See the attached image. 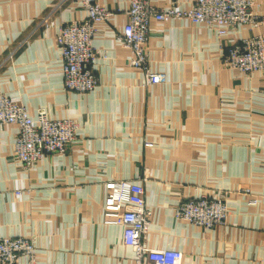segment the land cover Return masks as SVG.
Returning a JSON list of instances; mask_svg holds the SVG:
<instances>
[{
    "label": "crops",
    "instance_id": "obj_1",
    "mask_svg": "<svg viewBox=\"0 0 264 264\" xmlns=\"http://www.w3.org/2000/svg\"><path fill=\"white\" fill-rule=\"evenodd\" d=\"M130 2L102 0L114 14L94 39L99 85L78 94L64 87L55 35L87 17L82 2L0 0V92L33 118L44 108L53 120L79 125L66 154L31 167L15 158L18 128H0V238L34 237L38 264H135L124 226L106 222V184L134 181L147 167V248L181 250V264H264V72L246 77L221 60L229 45L257 30L240 25L219 36L188 19L153 21L149 59L165 80L145 87L117 39ZM256 2L264 12V0ZM226 192L225 226L205 229L175 217L185 199Z\"/></svg>",
    "mask_w": 264,
    "mask_h": 264
},
{
    "label": "built area",
    "instance_id": "obj_2",
    "mask_svg": "<svg viewBox=\"0 0 264 264\" xmlns=\"http://www.w3.org/2000/svg\"><path fill=\"white\" fill-rule=\"evenodd\" d=\"M80 1L87 17L60 25L55 37L61 49L64 87L71 92L87 94L99 85L93 67L99 56L94 39L100 26L109 21L114 11L105 6L102 0ZM126 13L128 21L117 39L129 50L130 65L142 72L145 87L165 80L164 74L152 69L149 59L148 44L153 21L163 23L188 19L193 24L215 28L219 36L227 35L240 25L249 26L257 33L229 45L223 51L221 60L226 67L246 77L258 71L264 72V12L256 0H192L188 8L174 4L158 6L149 0H131ZM48 21L49 18L45 17L43 24L48 25ZM6 126L18 128L14 155L25 167L33 166L46 155L66 154L75 142L79 129L74 119L49 118L44 108L37 110V117L33 118L15 98L0 92V128ZM151 178V170L144 167L134 181L108 182L106 222L124 226V244L133 250L135 264H181L184 257L181 250H154L145 246L151 216L145 201V184ZM236 192L252 194L250 188L245 187H239ZM229 193L185 199L176 207L175 217L205 229L225 226L229 217ZM250 202L256 204L257 199L253 198ZM24 259L28 264H38L34 237L0 238V264H20Z\"/></svg>",
    "mask_w": 264,
    "mask_h": 264
}]
</instances>
